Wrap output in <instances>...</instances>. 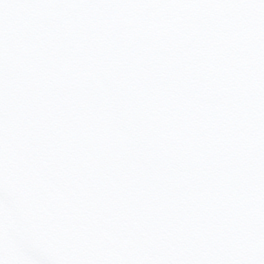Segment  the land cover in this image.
<instances>
[{"label":"snow or ice","instance_id":"obj_1","mask_svg":"<svg viewBox=\"0 0 264 264\" xmlns=\"http://www.w3.org/2000/svg\"><path fill=\"white\" fill-rule=\"evenodd\" d=\"M0 264H264V0H0Z\"/></svg>","mask_w":264,"mask_h":264}]
</instances>
